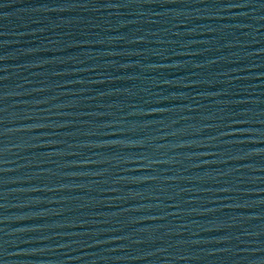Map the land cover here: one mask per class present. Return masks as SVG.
<instances>
[{
	"label": "water",
	"instance_id": "obj_1",
	"mask_svg": "<svg viewBox=\"0 0 264 264\" xmlns=\"http://www.w3.org/2000/svg\"><path fill=\"white\" fill-rule=\"evenodd\" d=\"M114 0H0V140Z\"/></svg>",
	"mask_w": 264,
	"mask_h": 264
}]
</instances>
